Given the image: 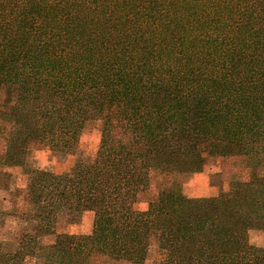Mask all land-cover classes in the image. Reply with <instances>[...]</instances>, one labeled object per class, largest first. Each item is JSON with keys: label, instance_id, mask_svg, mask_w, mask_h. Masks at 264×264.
I'll return each mask as SVG.
<instances>
[{"label": "trees", "instance_id": "16d2710c", "mask_svg": "<svg viewBox=\"0 0 264 264\" xmlns=\"http://www.w3.org/2000/svg\"><path fill=\"white\" fill-rule=\"evenodd\" d=\"M4 87L15 97L1 106L10 130L0 165L26 172L29 204L24 228L0 233V264H264L248 238L264 231L262 177L212 197L167 187L135 207L154 167L191 173L205 151L259 154L264 0H0ZM93 121V158L61 174L28 167L32 141L68 154ZM88 208L91 234L43 242Z\"/></svg>", "mask_w": 264, "mask_h": 264}, {"label": "rangeland", "instance_id": "374dc122", "mask_svg": "<svg viewBox=\"0 0 264 264\" xmlns=\"http://www.w3.org/2000/svg\"><path fill=\"white\" fill-rule=\"evenodd\" d=\"M10 97H15L14 91L4 87L0 91L1 106ZM4 110V109H3ZM102 127L100 121L89 123L79 136L78 149L70 153H61L51 149L46 141H32L26 152V163L30 168H37L57 174L65 173L71 169L79 157L93 158L101 143ZM10 126L0 118V157H4L8 150V137ZM259 143V142H258ZM259 154L216 156L205 151L206 164L201 171L180 173L166 171L154 167L150 171L149 190L140 196L135 204L138 210H147L149 201L159 197L160 192L167 187L178 188L187 197H212L221 191H228L237 181L248 182L250 178H264V142L260 143ZM28 175L23 168L14 165H0V233L8 239L13 237L25 226L24 214L29 204L27 195ZM95 211L85 209L84 212L72 222H60L54 234L43 239L45 244L55 242L56 235H89L94 230ZM248 238L252 245L264 247V231L252 228L248 231ZM158 235L154 233L150 240V253H158ZM35 259L27 260L26 264H35ZM113 264H129L127 262Z\"/></svg>", "mask_w": 264, "mask_h": 264}]
</instances>
